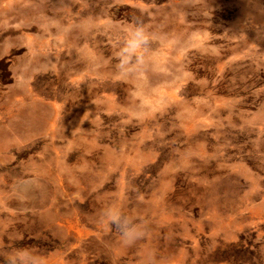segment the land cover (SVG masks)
<instances>
[{
    "label": "rangeland",
    "instance_id": "obj_1",
    "mask_svg": "<svg viewBox=\"0 0 264 264\" xmlns=\"http://www.w3.org/2000/svg\"><path fill=\"white\" fill-rule=\"evenodd\" d=\"M0 264H264V0H0Z\"/></svg>",
    "mask_w": 264,
    "mask_h": 264
},
{
    "label": "clouds",
    "instance_id": "obj_2",
    "mask_svg": "<svg viewBox=\"0 0 264 264\" xmlns=\"http://www.w3.org/2000/svg\"><path fill=\"white\" fill-rule=\"evenodd\" d=\"M149 34L145 32L142 26H135L131 29L130 35L124 42V46L121 48L117 54L120 59L119 67L123 69L128 65L133 58H135L136 64L140 65L144 62V54L148 50ZM111 219L115 220L116 217L113 216ZM128 235V233H125ZM19 255L32 256V253L27 250H18ZM35 260L36 258L33 257Z\"/></svg>",
    "mask_w": 264,
    "mask_h": 264
}]
</instances>
